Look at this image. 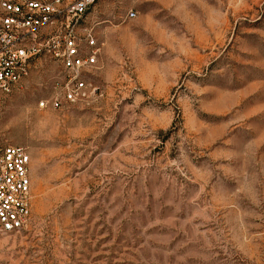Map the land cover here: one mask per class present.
Returning <instances> with one entry per match:
<instances>
[{"label":"rangeland","instance_id":"obj_1","mask_svg":"<svg viewBox=\"0 0 264 264\" xmlns=\"http://www.w3.org/2000/svg\"><path fill=\"white\" fill-rule=\"evenodd\" d=\"M132 4L87 14L103 98L40 108L58 76L44 59L0 98V141L26 149L32 182L0 264H264V0L228 2L211 45L164 13L155 40Z\"/></svg>","mask_w":264,"mask_h":264},{"label":"built area","instance_id":"obj_2","mask_svg":"<svg viewBox=\"0 0 264 264\" xmlns=\"http://www.w3.org/2000/svg\"><path fill=\"white\" fill-rule=\"evenodd\" d=\"M99 0H0V98L22 89L36 61L58 68L53 94L40 108L61 110L103 98L87 80L99 48L87 14ZM127 18H134L129 12ZM30 156L0 141V234L18 233L31 220Z\"/></svg>","mask_w":264,"mask_h":264},{"label":"crops","instance_id":"obj_3","mask_svg":"<svg viewBox=\"0 0 264 264\" xmlns=\"http://www.w3.org/2000/svg\"><path fill=\"white\" fill-rule=\"evenodd\" d=\"M130 11L135 16L130 22L145 29L155 40L163 35L168 26L159 15L173 16L181 26L194 30L195 36H202L209 45L226 33L227 3L233 0H131ZM192 9V10H191Z\"/></svg>","mask_w":264,"mask_h":264}]
</instances>
